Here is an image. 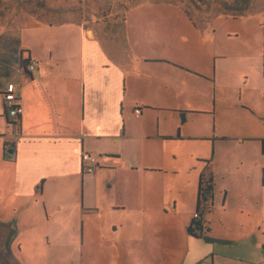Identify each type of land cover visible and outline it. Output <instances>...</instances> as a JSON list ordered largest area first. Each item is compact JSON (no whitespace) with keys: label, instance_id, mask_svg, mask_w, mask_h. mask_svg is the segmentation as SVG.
Instances as JSON below:
<instances>
[{"label":"crops","instance_id":"crops-1","mask_svg":"<svg viewBox=\"0 0 264 264\" xmlns=\"http://www.w3.org/2000/svg\"><path fill=\"white\" fill-rule=\"evenodd\" d=\"M19 20L0 31V151L8 164L0 177V264H264L262 133L220 138L237 143L241 173L225 181L230 165L222 158L220 177L207 178V216L216 215L223 197V207L236 214L233 230L219 220L216 231L203 216L197 237L164 236L179 212L172 147L180 140L179 118L222 109L264 115L263 87L261 98L228 101L231 93L217 92L216 80H209L212 107L204 99L208 86L201 88L205 75L177 65L189 80L178 84L179 68L133 50L125 37L116 43L75 22ZM22 60L37 61L38 68L30 71ZM261 68L264 82L263 62ZM10 83L24 108L17 120L7 116L3 100ZM162 111L173 116L163 120ZM205 140L220 152L214 138ZM83 153L99 158L93 174L83 172ZM184 203L196 210L198 191L196 202L193 196ZM189 224L184 221L186 230Z\"/></svg>","mask_w":264,"mask_h":264},{"label":"rangeland","instance_id":"rangeland-1","mask_svg":"<svg viewBox=\"0 0 264 264\" xmlns=\"http://www.w3.org/2000/svg\"><path fill=\"white\" fill-rule=\"evenodd\" d=\"M251 2L252 5L247 7L244 14L233 17L228 15L232 13L228 11L225 0H0V31L10 24L16 25L20 22L19 18L25 16L37 23H79L92 29L98 36L106 37L110 42L115 40L118 43L125 37L133 50L142 55L147 53L151 57H164L168 60L165 63L179 68V79H176L178 84L187 79L182 76V68L177 65L199 71L201 76L205 75L203 78L207 81L205 83L200 80L201 88L208 86L210 92L208 98L204 99L209 100L214 107L215 87L208 83L213 79L217 82V92L219 90L224 94L231 93L228 101L238 102L240 96L246 94L253 96V100L263 96L258 90L262 87L264 90V82L261 81L264 57V0ZM182 8H186L193 15L196 27L187 19ZM188 68L185 71L190 72ZM217 100L219 103L223 101L220 94H217ZM208 106L203 108L209 109L206 108ZM227 110L198 112L202 115H194L183 123L179 118L180 140L175 141L172 147L177 158L173 164L177 171L175 183L181 194L177 218L173 217L174 226L168 232L164 230V236L169 240L176 237L179 240L187 236L191 223L202 221L203 216L209 218L206 205L201 204L203 209L199 211L200 218L194 219L195 207L184 203V200H190L193 196L196 202L201 174L211 179L220 177L218 161L222 158V163L230 165L229 171L223 173L225 181H235L241 173L239 163L236 162L237 143H222L220 138H236L246 131L264 134V115L258 113L253 116L252 112ZM160 114L164 116L163 120L166 116H173V113L165 111ZM242 122L244 125H239ZM205 138H214L220 152L217 151L216 154L213 141H207ZM7 166L1 159L0 151V177L8 172ZM208 181V185L212 186L210 180ZM175 183L173 182V187ZM164 185L169 187L171 183ZM8 187L5 189L10 191L11 188ZM2 192L4 193V190ZM190 193L193 196H188ZM209 198L211 197H207L206 201ZM1 200L3 202L5 197H0V202ZM222 201L223 197L219 211L209 218L210 223L219 231V220L230 222L228 226L231 228L228 230L231 231L236 214L230 205L223 207ZM184 221L190 223L187 230L183 226ZM132 227L134 228V225ZM135 230L142 234L144 232V229L138 226ZM146 230L149 233V227ZM153 241L156 240L149 242ZM182 253L179 249L178 254Z\"/></svg>","mask_w":264,"mask_h":264},{"label":"built area","instance_id":"built-area-1","mask_svg":"<svg viewBox=\"0 0 264 264\" xmlns=\"http://www.w3.org/2000/svg\"><path fill=\"white\" fill-rule=\"evenodd\" d=\"M38 65L39 64L37 61H32L28 65V69L30 71H34L38 68ZM3 100H4V104H5L8 117L12 120H17L23 114L24 108H23L22 101H21L19 91H18L16 84L10 83L7 85L4 95H3ZM135 113H136V116L139 117L140 110L136 109ZM81 159H82L83 172L85 174H93L99 166V158L96 155L89 154V153H83ZM208 193H209V190L207 189V186H206V190H203V194H202L203 196H202L201 204L203 206L205 205L208 206V203H209L208 201L210 200L209 198L208 201H206V198L210 196V193L209 195ZM203 206L201 209H203ZM199 218H200V213L196 212L194 214V219H199Z\"/></svg>","mask_w":264,"mask_h":264},{"label":"trees","instance_id":"trees-1","mask_svg":"<svg viewBox=\"0 0 264 264\" xmlns=\"http://www.w3.org/2000/svg\"><path fill=\"white\" fill-rule=\"evenodd\" d=\"M251 1L252 0H250V2ZM191 2H193V1H191ZM225 2L227 4L228 11L230 13H232V14H228V15H231L233 17L244 14L247 7L249 5H252V2L250 3L249 0H225ZM182 9L185 12V14L187 15L190 22L193 24V26L196 27L195 21L192 18L193 15L186 8H182ZM21 64L23 67L26 68V66L28 65V62L26 60H22ZM263 68H264V57H263ZM208 183H209V181L205 177V174H201L200 179H199L198 206H197L196 212H199L201 209L202 196H203L202 194H203V190H205L206 186H207V189L209 191H212V186H208ZM201 222L202 221L197 222V223H192L190 225L188 231L192 237H197L198 233L201 234V231L203 230V225Z\"/></svg>","mask_w":264,"mask_h":264},{"label":"water","instance_id":"water-1","mask_svg":"<svg viewBox=\"0 0 264 264\" xmlns=\"http://www.w3.org/2000/svg\"><path fill=\"white\" fill-rule=\"evenodd\" d=\"M182 119H184V115H182ZM7 154L9 155L8 157H11L13 155V151L11 149H9L7 151Z\"/></svg>","mask_w":264,"mask_h":264},{"label":"clouds","instance_id":"clouds-1","mask_svg":"<svg viewBox=\"0 0 264 264\" xmlns=\"http://www.w3.org/2000/svg\"><path fill=\"white\" fill-rule=\"evenodd\" d=\"M209 186V185H208ZM209 193H211V191H209ZM209 197H211V194H210V196ZM211 199V198H210ZM209 206V205H208ZM208 206H207V209H208Z\"/></svg>","mask_w":264,"mask_h":264},{"label":"flooded vegetation","instance_id":"flooded-vegetation-1","mask_svg":"<svg viewBox=\"0 0 264 264\" xmlns=\"http://www.w3.org/2000/svg\"><path fill=\"white\" fill-rule=\"evenodd\" d=\"M208 195H209V193H208Z\"/></svg>","mask_w":264,"mask_h":264}]
</instances>
